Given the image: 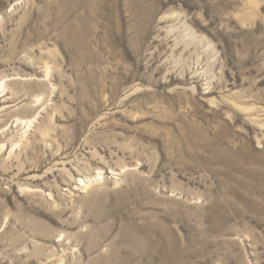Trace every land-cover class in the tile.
<instances>
[{
	"label": "rangeland",
	"instance_id": "rangeland-1",
	"mask_svg": "<svg viewBox=\"0 0 264 264\" xmlns=\"http://www.w3.org/2000/svg\"><path fill=\"white\" fill-rule=\"evenodd\" d=\"M0 264H264V0H0Z\"/></svg>",
	"mask_w": 264,
	"mask_h": 264
},
{
	"label": "bare ground",
	"instance_id": "bare-ground-1",
	"mask_svg": "<svg viewBox=\"0 0 264 264\" xmlns=\"http://www.w3.org/2000/svg\"><path fill=\"white\" fill-rule=\"evenodd\" d=\"M81 181H82V180H81ZM81 181H80V182H81Z\"/></svg>",
	"mask_w": 264,
	"mask_h": 264
}]
</instances>
